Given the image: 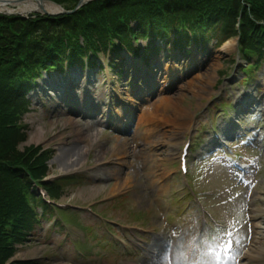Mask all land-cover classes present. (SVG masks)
Segmentation results:
<instances>
[{"label": "rangeland", "instance_id": "obj_1", "mask_svg": "<svg viewBox=\"0 0 264 264\" xmlns=\"http://www.w3.org/2000/svg\"><path fill=\"white\" fill-rule=\"evenodd\" d=\"M14 9L17 11V6ZM229 41L219 45L211 41L207 50L197 51L194 47L192 54L182 52L176 59L170 44L158 41L160 49L148 58L150 71L145 79V75L139 78L144 73L139 57L131 56L127 51L117 56H101L98 64L109 67L112 75L113 117H102L99 113L92 117L77 110L68 111L70 107L58 105L57 99L39 95L36 98L30 93V96L33 95V108L25 115L27 139L20 147L41 144L54 148L55 154L49 161L50 175L57 177L79 173L81 178L78 184L69 186L59 202L88 204L106 197L116 187L124 195L100 204L97 210L121 222L143 224L152 230V234L147 236L143 248H132L130 252L120 246L114 251L105 250L91 235V242L76 246L73 240L80 232L70 225L63 231L59 225H54L51 218L43 221L27 243L19 245L15 259L35 258L44 260V264H201L205 258L199 244L203 242L204 245L208 236L216 233L219 239L211 242V246L220 259L213 264H264V251L250 256L246 253L255 242L256 220L251 216L252 211L254 208L264 210V64L260 70L252 71L249 83L242 82L240 67L246 62L238 54L236 39ZM140 45L144 47L146 42L141 41ZM132 59L140 65L134 78ZM119 71L122 73L119 74ZM210 75L214 80H210ZM55 76L59 75L52 72L50 80ZM59 77H70L72 82L85 83L94 104L103 108L106 106L108 91L98 66L86 70L73 67ZM150 80H153L151 86L148 84ZM75 88L73 94H68V99L80 102L88 98L82 91L84 87L76 91ZM239 91L246 93L240 98L251 94L249 100H256L255 116L243 120L248 134L240 137L237 133L228 150L207 153L204 156L207 166H197L200 159L195 164L191 161V173L195 169L190 176L196 194L205 196L200 203L224 220L226 228L223 230L232 231L233 235L226 237L221 230L205 234L208 231L205 230L203 239L199 240L201 209L197 203L185 207L190 199L183 200L187 191L181 181L179 155L193 128L194 150H199L205 131H211L212 124L217 126L227 117L226 113L234 109L221 103L222 100L231 103ZM165 97L171 98L169 101L179 109L175 119H172L171 112L163 109L164 102H161ZM127 113L131 114L132 121L126 117ZM111 122L120 125L124 129L122 132L129 131L128 125L132 132H121L117 137V133L111 131ZM146 125L153 134L150 138L145 134ZM39 126L44 128L43 136L37 141L32 140ZM78 128L85 134L98 129L100 139L92 143L88 155L82 151V163H61V159L67 156L66 150L92 142L91 137L80 142L77 139ZM196 137L200 138L195 140ZM100 152H103L102 156ZM235 153L241 154L246 161L248 169L245 172L231 164L229 154ZM168 171H174L175 175L165 180ZM208 189L219 194L208 197ZM180 209L186 210L183 215L179 214ZM68 219L72 223L95 227L93 233L98 237L104 233L102 226L98 225L99 217L88 212L83 211ZM174 229L181 231L180 237H174ZM223 239L233 241V247L228 252L216 247V243ZM80 247L90 250L89 258L78 256L76 250ZM233 255L236 261L228 258Z\"/></svg>", "mask_w": 264, "mask_h": 264}, {"label": "trees", "instance_id": "obj_2", "mask_svg": "<svg viewBox=\"0 0 264 264\" xmlns=\"http://www.w3.org/2000/svg\"><path fill=\"white\" fill-rule=\"evenodd\" d=\"M55 1L69 9L79 2ZM172 33L181 47L191 37L207 46L238 36L248 69H258L264 61V0H93L73 14H0V264H44L12 260L17 244L52 213L34 185L49 174L51 153L20 147L27 139V93L42 70L82 63L91 50L136 52L133 38L157 48L156 39ZM48 190L54 198L64 192L60 184Z\"/></svg>", "mask_w": 264, "mask_h": 264}, {"label": "bare ground", "instance_id": "obj_3", "mask_svg": "<svg viewBox=\"0 0 264 264\" xmlns=\"http://www.w3.org/2000/svg\"><path fill=\"white\" fill-rule=\"evenodd\" d=\"M1 1V0H0ZM3 1V0H2ZM18 6H19V11L26 13V12H30V10H47L48 8L45 5H41L38 2H29L28 0H21L19 2H17ZM10 9L9 5H5V3L0 5V10H4V9ZM52 9H56L55 6H52ZM49 10V9H48ZM229 43H231V41H229ZM210 80H214L213 76H209ZM197 92H194V94H196ZM168 97H165L164 100L161 102L163 109H165L167 112H171L172 115V119L176 118V115L178 114L177 112H179V109L177 107V105L174 106V104L172 102L169 101ZM93 109H97V108H93ZM173 110V111H172ZM74 111V110H73ZM89 112V111H87ZM145 134L147 135L148 138L152 137V131L150 129L147 128V125L145 126ZM44 128L42 126H39L38 131L36 133L33 134L32 136V140H39L44 133ZM78 136L77 139L82 142L83 140H85V138L91 137L92 142H88L85 145H83V147H76L75 149H68L65 152V156L61 159V163H68V164H72V165H77L82 163L83 161V156H82V151H84L87 155L88 153H90V147L92 145V143H94L95 141H97L98 139H100L99 135H100V130H96L94 129V131L90 134H85L82 129L78 128ZM117 137H119V135H117ZM114 149V148H113ZM73 154L77 155V157H69V156H73ZM100 156L103 155V152H100L99 154ZM115 190V191H114ZM119 190H116V187H113V189H111V193H109V195L114 194L116 192H118ZM261 196H259L260 198ZM264 210L262 208H254L252 211V217L254 219H259L256 220V223L254 224V231H255V242L253 247L249 250V255L250 253H253L254 251L256 253H260L264 251V214L262 213Z\"/></svg>", "mask_w": 264, "mask_h": 264}, {"label": "snow or ice", "instance_id": "obj_4", "mask_svg": "<svg viewBox=\"0 0 264 264\" xmlns=\"http://www.w3.org/2000/svg\"><path fill=\"white\" fill-rule=\"evenodd\" d=\"M246 183H250L245 181ZM221 231L225 232L226 237H231L233 235L232 231H226L221 229ZM219 239L218 234H210L207 238L208 242H205L202 248V255L205 260L201 261V264H213L214 261H219L220 256L216 254V249L211 246V242H216ZM236 243H239L237 241ZM216 247H222L225 252H228L233 247V241L231 239H223L220 240L219 243H216ZM230 260L236 261V256L228 257Z\"/></svg>", "mask_w": 264, "mask_h": 264}, {"label": "water", "instance_id": "obj_5", "mask_svg": "<svg viewBox=\"0 0 264 264\" xmlns=\"http://www.w3.org/2000/svg\"><path fill=\"white\" fill-rule=\"evenodd\" d=\"M21 0H3V2H19ZM29 2H38L41 5H45L49 10H46L45 12H50V13H54V14H61V13H72L74 12V10H67L64 7H62L61 5L53 2V1H49V0H28ZM90 0H81L78 7L84 5L86 2H88ZM52 6H55L56 9H52Z\"/></svg>", "mask_w": 264, "mask_h": 264}]
</instances>
